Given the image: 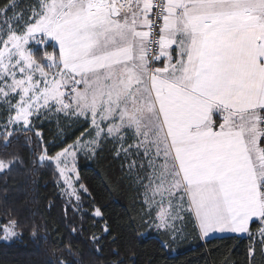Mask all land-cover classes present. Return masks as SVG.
Listing matches in <instances>:
<instances>
[{"label": "snow or ice", "instance_id": "1", "mask_svg": "<svg viewBox=\"0 0 264 264\" xmlns=\"http://www.w3.org/2000/svg\"><path fill=\"white\" fill-rule=\"evenodd\" d=\"M19 9L18 0L0 5L3 130L20 125L43 139L37 122L53 114L92 129L40 156L55 161L76 207L91 197L78 176L70 182L77 149L99 155L111 144L165 236L178 237V221L203 237L252 239L254 226L249 264L257 250L264 257V0H34ZM20 227L10 218L0 234Z\"/></svg>", "mask_w": 264, "mask_h": 264}, {"label": "trees", "instance_id": "2", "mask_svg": "<svg viewBox=\"0 0 264 264\" xmlns=\"http://www.w3.org/2000/svg\"><path fill=\"white\" fill-rule=\"evenodd\" d=\"M6 2L0 0V5ZM33 2L18 0L17 15ZM36 128L43 139L24 129L10 137L0 134V161L12 162L0 172V226L10 218L22 225L16 228L19 240L0 241V264H249V247L258 239L254 226L252 239L248 234L228 235L203 242L186 221L178 229L184 234L181 240L168 238L147 221L141 191L126 165L114 157L111 144L94 157L78 156L79 183L91 197L83 199L80 208L76 201L70 204L63 198L65 183L55 162L41 161L40 156L55 155L92 129L62 117H46ZM97 207L101 218L94 216ZM255 264H264L258 250Z\"/></svg>", "mask_w": 264, "mask_h": 264}, {"label": "rangeland", "instance_id": "3", "mask_svg": "<svg viewBox=\"0 0 264 264\" xmlns=\"http://www.w3.org/2000/svg\"><path fill=\"white\" fill-rule=\"evenodd\" d=\"M48 118H50V120H52V121H57V120H61V118L60 119H57V117H56V115L55 114H53V115H51V116H48L47 117V119ZM46 119V117L45 118H43V120H45ZM4 120H5V116H4V109L3 108H0V134H5V135H7V136H9L8 135V133H13V129H12V126H8V128H7V130L6 131H4L3 130V122H4ZM18 129H23V127L22 126H20V125H17L16 126ZM87 154L86 152H83V151H81L80 149H77V156H76V158H75V162H74V167H75V172H73V173H69V176H71V183L72 184H76L77 183V181H76V177L78 176L79 177V170H78V168H77V159H78V156L80 155V154ZM89 155V154H88ZM90 157H94L95 155L93 154V155H89ZM55 162V161H54ZM67 162H68V166L71 168V167H73V160H72V158H71V156H69L68 157V159H67ZM63 165H61V167H62ZM3 171V170H2ZM1 172V171H0ZM136 185V184H135ZM137 186V185H136ZM69 191V189H68V185L67 184H65L64 185V188H63V190H62V194H63V198L67 201V202H70V204H73V203H71V202H73V201H75V199H74V197H70L68 194H67V192ZM97 218H101V217H97ZM184 222H177L176 223V229L178 230L179 228H181V226H182V224H183ZM6 225H8V224H6ZM157 228V227H156ZM158 229V228H157ZM161 230H163V229H161ZM15 231H16V236H14V237H10V238H8V239H5L4 237H3V235L0 237V241H2V242H12V241H15V240H19L20 239V237H21V233L17 230V229H15ZM225 233V232H224ZM144 234H146V233H144ZM228 234H234V233H228ZM234 235H238V234H234ZM245 235H247V234H245ZM184 237V234H179V236H178V239H182ZM205 240L206 239H203V242H205Z\"/></svg>", "mask_w": 264, "mask_h": 264}, {"label": "crops", "instance_id": "4", "mask_svg": "<svg viewBox=\"0 0 264 264\" xmlns=\"http://www.w3.org/2000/svg\"><path fill=\"white\" fill-rule=\"evenodd\" d=\"M228 235H234V234H228V232H225V233H212V234H210V236L209 237H203L201 234H200V236H201V238L202 239H210V238H213V237H217V236H228ZM245 234H238V236H244Z\"/></svg>", "mask_w": 264, "mask_h": 264}]
</instances>
